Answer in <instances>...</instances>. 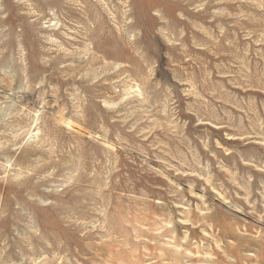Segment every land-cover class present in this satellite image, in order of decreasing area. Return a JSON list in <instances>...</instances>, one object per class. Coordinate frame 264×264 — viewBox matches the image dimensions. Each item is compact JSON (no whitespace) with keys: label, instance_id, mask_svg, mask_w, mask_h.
<instances>
[{"label":"rangeland","instance_id":"rangeland-1","mask_svg":"<svg viewBox=\"0 0 264 264\" xmlns=\"http://www.w3.org/2000/svg\"><path fill=\"white\" fill-rule=\"evenodd\" d=\"M0 264H264V0H0Z\"/></svg>","mask_w":264,"mask_h":264}]
</instances>
